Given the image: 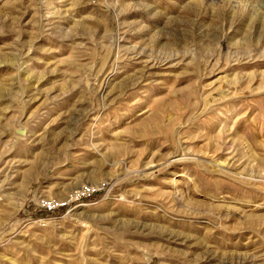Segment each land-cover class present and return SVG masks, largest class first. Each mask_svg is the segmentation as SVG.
<instances>
[{"label":"rangeland","instance_id":"obj_1","mask_svg":"<svg viewBox=\"0 0 264 264\" xmlns=\"http://www.w3.org/2000/svg\"><path fill=\"white\" fill-rule=\"evenodd\" d=\"M248 262L264 0H0V264Z\"/></svg>","mask_w":264,"mask_h":264},{"label":"built area","instance_id":"obj_2","mask_svg":"<svg viewBox=\"0 0 264 264\" xmlns=\"http://www.w3.org/2000/svg\"><path fill=\"white\" fill-rule=\"evenodd\" d=\"M109 187L108 182L96 185H83L79 189L69 193L64 198H43L39 201V207L46 217L54 215L60 210H67L73 205H80L95 198L99 194H106Z\"/></svg>","mask_w":264,"mask_h":264},{"label":"bare ground","instance_id":"obj_3","mask_svg":"<svg viewBox=\"0 0 264 264\" xmlns=\"http://www.w3.org/2000/svg\"><path fill=\"white\" fill-rule=\"evenodd\" d=\"M159 106H161V105H159ZM162 130H163V129H162ZM158 132H159V131H158ZM160 132H161V131H160ZM166 133H167V132H166ZM157 134H158V133H157ZM161 135H162V134H161ZM167 135H168V137L172 140V139L174 138V135H175V134H173V133L171 134V133L168 132ZM164 138H165V137H164ZM247 260H248V259H247ZM247 260H246V261H247ZM249 260H251V259H249ZM256 260H257V259H256ZM243 261H244V260H243ZM244 262H245V261H244ZM240 264H241V263H240ZM248 264H249V262H248ZM253 264H254V262H253Z\"/></svg>","mask_w":264,"mask_h":264}]
</instances>
